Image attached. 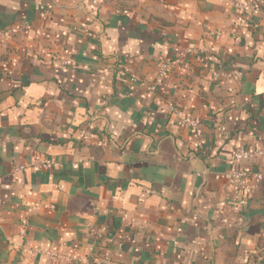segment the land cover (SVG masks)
<instances>
[{"label": "crops", "instance_id": "obj_1", "mask_svg": "<svg viewBox=\"0 0 264 264\" xmlns=\"http://www.w3.org/2000/svg\"><path fill=\"white\" fill-rule=\"evenodd\" d=\"M4 29L0 264H264V179L227 177L264 169V0H0Z\"/></svg>", "mask_w": 264, "mask_h": 264}, {"label": "built area", "instance_id": "obj_2", "mask_svg": "<svg viewBox=\"0 0 264 264\" xmlns=\"http://www.w3.org/2000/svg\"><path fill=\"white\" fill-rule=\"evenodd\" d=\"M14 33H16V30H13V29L0 30V42L10 39ZM159 70H160L161 75H166L167 73L177 71V70H181V71L189 70V64H187V62L182 59H170V60L162 62L159 66ZM151 90L155 91L156 88L152 87ZM168 108L170 112V117L175 120L176 124L179 127L196 128L198 126L197 120L194 117L185 114L182 108L178 106H174V105H170ZM87 135H88L87 130H83L82 136L86 137ZM202 146H203V143H200L199 148H201ZM262 155H263V152L260 150H256V149L252 150L249 148H239L233 153L231 160L233 164L242 163V162L253 163L254 161H257ZM52 164L53 163L51 161H46V162L40 163L39 166L42 168H48V167H51ZM227 177H228L229 183L231 185H235L241 191V198L238 201V204L241 206H245L247 203V199H246L247 192L251 189L250 181L252 179L256 181H262L264 179V169L259 171L258 173L256 172L247 173L246 171H242V170H232L227 174ZM21 234L24 235L25 232L22 231ZM47 254L48 256H51V257L59 256L50 251H47ZM249 257H250L249 259H251L254 262L256 261L261 262L263 260L262 255L256 256L253 253H250Z\"/></svg>", "mask_w": 264, "mask_h": 264}]
</instances>
